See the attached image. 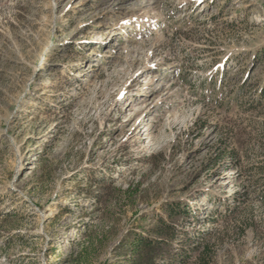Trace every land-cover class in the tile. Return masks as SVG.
I'll return each mask as SVG.
<instances>
[{"label":"rangeland","instance_id":"1","mask_svg":"<svg viewBox=\"0 0 264 264\" xmlns=\"http://www.w3.org/2000/svg\"><path fill=\"white\" fill-rule=\"evenodd\" d=\"M176 202L264 264V0H0V264H127Z\"/></svg>","mask_w":264,"mask_h":264},{"label":"trees","instance_id":"2","mask_svg":"<svg viewBox=\"0 0 264 264\" xmlns=\"http://www.w3.org/2000/svg\"><path fill=\"white\" fill-rule=\"evenodd\" d=\"M137 189L138 185L129 184L126 189L115 191L131 200ZM117 202L115 196V204ZM162 210L166 213L165 219L157 217L155 224L148 230H134L123 238L122 247L125 248L124 258L127 264H190L193 253L195 259L191 264H207L210 259V243L193 242V238L179 224V218L182 213H189L188 209L176 202L169 203ZM105 237L104 234L97 233L87 235L81 245L79 257L89 255L94 248L102 247Z\"/></svg>","mask_w":264,"mask_h":264}]
</instances>
